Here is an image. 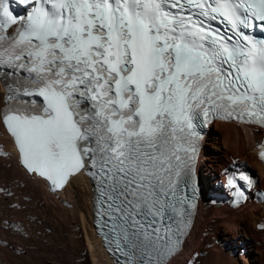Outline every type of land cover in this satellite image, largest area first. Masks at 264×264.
<instances>
[{
	"label": "snow or ice",
	"instance_id": "6c2138e0",
	"mask_svg": "<svg viewBox=\"0 0 264 264\" xmlns=\"http://www.w3.org/2000/svg\"><path fill=\"white\" fill-rule=\"evenodd\" d=\"M260 28L264 0H0V127L28 179L56 192L88 176L115 264H174L196 208L197 129L264 128Z\"/></svg>",
	"mask_w": 264,
	"mask_h": 264
},
{
	"label": "bare ground",
	"instance_id": "6f19581e",
	"mask_svg": "<svg viewBox=\"0 0 264 264\" xmlns=\"http://www.w3.org/2000/svg\"><path fill=\"white\" fill-rule=\"evenodd\" d=\"M3 91L4 88L0 87V93ZM262 138V131L255 127H240L233 123L212 124L209 127L205 137L206 142L202 149L201 167L203 176L202 180L199 179L201 191L205 190L204 186H207L206 182L210 181L212 176L224 180L225 175L222 174V171L231 162L239 160L246 161L247 169L251 171L254 179H257L256 189L263 188L264 176L261 164L255 154L245 153L246 141L247 144L254 146ZM213 153L215 156H213ZM219 166H223L220 173ZM215 168H218L217 171H215ZM75 185H81L84 191L75 192L73 190ZM0 187H6L15 194V198L11 200L0 198V221L8 218L6 220L9 222L7 228L13 227L16 229L18 224L10 220L12 216L9 213L12 208L10 203L18 205L15 209L19 210L22 208V202L27 201L36 205L39 204L38 201H35L36 198L43 197L47 207L50 208L51 201L58 205L56 212L61 217L64 212L69 214L66 217L69 222H66L64 232L71 234L73 248L77 246L79 241L82 242V245L84 244V247L79 250L81 257L82 255L87 256L86 254L89 253L93 264H114L107 255L102 240L93 231L91 205L93 189L88 176L84 174L73 178L65 189L58 190L59 193L51 191L46 183L38 179H28L18 164L17 151L12 138L2 127H0ZM207 189L212 191L211 186H207ZM203 197L202 194L201 199L199 198L194 224L183 243L181 253L175 257L174 264H197V262L198 264H264V229L261 228L264 225V204L247 198L243 204L232 208L221 201L217 195L216 197L211 196L209 199ZM69 198L71 201H65ZM217 204L219 205L217 206ZM66 218L62 219V224L66 221ZM3 225L6 224H2L1 231L5 228ZM213 227H224L225 229L223 231L217 229V235L211 236ZM51 230L54 231V228H51ZM66 235H55L51 240L58 243ZM8 240V238L3 240L0 237V241L3 243L2 245L0 243V251L3 256L5 255L4 249L10 250L12 247L11 242ZM61 251L62 253H68L69 249L67 251L62 249ZM9 253H11V250ZM237 253H240L243 262L239 263ZM253 253H257L259 256H255ZM85 261L86 257L81 262L84 263Z\"/></svg>",
	"mask_w": 264,
	"mask_h": 264
},
{
	"label": "rangeland",
	"instance_id": "374dc122",
	"mask_svg": "<svg viewBox=\"0 0 264 264\" xmlns=\"http://www.w3.org/2000/svg\"><path fill=\"white\" fill-rule=\"evenodd\" d=\"M251 147L254 148V146H252L251 144L250 145L247 144V141H246L245 153L254 154V149ZM213 156H215L214 153H213ZM223 166L221 167L223 168ZM221 167L220 166L218 167L219 173H220V170L222 169ZM218 168H215V171H217ZM212 184H213L212 180L210 181L208 180L206 182V185L208 187L210 186L212 187ZM207 186H204L205 188L204 195L208 191ZM73 190L75 192L84 191L81 185L80 186L75 185V188H73ZM59 192L60 191H57L56 193H59ZM66 200L71 201L70 198L65 199V201ZM35 201H38L39 204L34 205L31 202L29 203L25 201L21 203L22 205L21 209L19 210L18 209L16 210L14 208L10 209L9 213L10 215H12L10 217L11 218L10 220L13 221L14 223L16 222V224L18 223L16 226L17 227L16 229H14L13 227L7 228V223L9 222L6 220L8 218H6V220L4 221L1 219L0 237L3 240L4 239L6 240V238L9 239L8 241H10L12 244V247L10 249L12 254L9 253L10 250L4 249L5 255L3 256L0 251V264L2 263L3 264H93L89 253L86 254L87 256H83V255L82 257L80 256L81 252H79V250L81 249V247L82 248L84 247V244L82 245V242L79 241L77 242V246L73 248L71 234L69 233L67 234V232H64L65 225H67L66 222L67 221L69 222V220H67L66 218L68 217L69 214L66 212L67 214L66 215L64 212L61 214L62 215L61 217L56 212L58 205L54 201L50 202L51 203L50 208L47 207V203H45L46 201L43 197L39 196L36 198ZM218 205L219 204H217V206ZM65 218H66V221H64V223L62 224V219H65ZM2 224H6V225H3V227L5 226V228H3L1 231ZM203 224H204V221H203ZM51 228H54V231L51 230ZM217 229H221V231H223L225 228L224 227H217V228L213 227L211 231L212 233L211 236L217 235L216 234ZM55 235L56 236L66 235V236L65 238H63L64 240L62 239L61 241H58V243H54L52 240H53V236ZM15 237H18V238H15ZM2 244L3 243H1V245ZM62 249L66 251L69 249V251L68 253L67 252L62 253L61 251ZM253 254L255 256H259V254L257 253H253ZM236 255L239 259V263L244 261L242 260L240 253H237ZM88 256L89 258H87ZM85 257H86V261L84 263L81 262Z\"/></svg>",
	"mask_w": 264,
	"mask_h": 264
}]
</instances>
